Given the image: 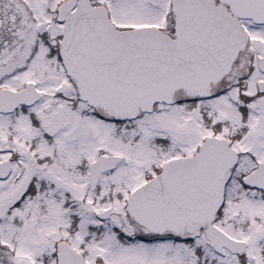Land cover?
<instances>
[{
    "label": "snow or ice",
    "instance_id": "snow-or-ice-1",
    "mask_svg": "<svg viewBox=\"0 0 264 264\" xmlns=\"http://www.w3.org/2000/svg\"><path fill=\"white\" fill-rule=\"evenodd\" d=\"M0 264H264V0H0Z\"/></svg>",
    "mask_w": 264,
    "mask_h": 264
}]
</instances>
